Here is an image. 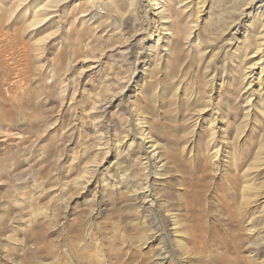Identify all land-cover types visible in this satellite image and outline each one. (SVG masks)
Masks as SVG:
<instances>
[{"label": "rangeland", "instance_id": "374dc122", "mask_svg": "<svg viewBox=\"0 0 264 264\" xmlns=\"http://www.w3.org/2000/svg\"><path fill=\"white\" fill-rule=\"evenodd\" d=\"M257 1L0 0V264H264Z\"/></svg>", "mask_w": 264, "mask_h": 264}, {"label": "bare ground", "instance_id": "6f19581e", "mask_svg": "<svg viewBox=\"0 0 264 264\" xmlns=\"http://www.w3.org/2000/svg\"><path fill=\"white\" fill-rule=\"evenodd\" d=\"M159 0H157V2H155L154 3V5L155 6H157L158 4H160V2H158ZM161 1V0H160ZM257 2H259L255 7H254V4H256V3H250V8L251 9H257V10H259L260 11V16H264V0H258ZM75 30V29H74ZM74 33V32H73ZM263 35H264V33H263ZM248 85H250V83L248 84ZM156 153L155 152H153V155L151 156V159H153L154 158V155H155ZM158 154V153H157ZM145 155V154H144ZM147 159H148V157H146ZM148 165H150L149 164V160H147L146 161V166H148ZM152 165H154V164H152ZM155 166V165H154ZM146 168V167H145ZM156 168V167H155ZM157 169V168H156ZM232 177H235V175L233 174V175H230V178H232ZM148 196H150V194H146L145 195V197L147 198ZM236 213V211L233 209V210H231V213ZM240 261V260H239ZM244 263V262H243ZM245 264V263H244Z\"/></svg>", "mask_w": 264, "mask_h": 264}]
</instances>
